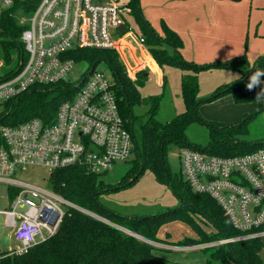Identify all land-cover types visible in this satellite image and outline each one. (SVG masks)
I'll return each mask as SVG.
<instances>
[{"label": "built area", "instance_id": "2783aa9c", "mask_svg": "<svg viewBox=\"0 0 264 264\" xmlns=\"http://www.w3.org/2000/svg\"><path fill=\"white\" fill-rule=\"evenodd\" d=\"M16 1L27 2L32 13L20 19L27 24L20 35L25 58L8 68L0 57V114L8 101L34 84L71 82L67 75L77 64L65 56L71 49H112L132 78L144 70L124 38L136 32L123 0H0V13ZM138 39L145 43L144 37ZM71 83L77 91L60 103L52 122L34 117L0 128V181L15 189L9 207L0 210L1 226L20 243L8 249L10 254L26 253L56 234L68 207L88 212L23 174L35 167L50 174L71 165L104 172L133 152V134L122 116L114 79L90 65L80 81ZM179 157L193 190L213 197L234 228L243 232L207 246L264 236V144L229 156L187 146Z\"/></svg>", "mask_w": 264, "mask_h": 264}, {"label": "trees", "instance_id": "16d2710c", "mask_svg": "<svg viewBox=\"0 0 264 264\" xmlns=\"http://www.w3.org/2000/svg\"><path fill=\"white\" fill-rule=\"evenodd\" d=\"M123 1L130 8L129 21L133 24L136 34L144 37L157 63L187 71L181 83L185 110L170 120H160L156 113L162 94L143 97L140 87L145 82L144 70L140 71L135 79L128 76L118 59V54L112 49L76 48L67 51L65 56L73 58L77 63L87 62L91 67H95L99 61L107 60L110 64L114 78L113 89L122 116L133 134L134 163L124 178L114 186L104 181L101 177L103 172H92L82 165L59 168L48 174L47 182L52 190L110 222L80 209L68 207L56 234L23 254H10L9 251H4L1 253V264H149L154 245L124 229L160 240L158 230L171 218L191 222L200 236L180 240L178 241L180 245L205 244L243 234L234 228L213 197L194 191L183 174H174L171 171L168 152L170 144L173 143L181 148L191 146L210 154L229 156L253 151L264 144V139L250 142L238 138L239 134L245 132L247 121L259 110L246 115L238 122L217 123L206 120L199 112L204 101L225 94H231L236 103L256 102L254 99L256 93L264 88V83L251 91L246 85L253 72L264 69V55L258 56L253 63H250L245 54L226 62L197 63L186 60L180 51L183 40L176 31L162 20L161 34L144 15L139 0ZM26 3L16 1L11 8L0 13V57L4 59L8 68H14L21 58H25L20 35L27 24L20 23V19L32 13ZM234 62L244 63L241 77L235 82L220 85L215 94L206 100L199 99V72L213 67H225ZM261 80L264 81V77H261ZM77 88L68 81L34 84L29 91L6 103L4 112L0 114V128L2 125H16L34 117L42 118L46 123L52 122L60 103L74 94ZM261 101L264 104V100ZM135 106L145 108L136 113ZM195 122L206 123L211 127L212 139L206 146L188 141L186 130ZM146 169L152 170L158 181L172 186L181 201L178 208L147 216L122 215L98 200L99 194L103 191L119 189L134 183ZM8 191L10 199L14 198L15 189L8 187ZM193 213H200L208 218L215 230L207 232L202 229L194 220ZM209 248L213 249L211 257L224 263L233 261L236 264H264L261 256L264 241L259 236L203 247Z\"/></svg>", "mask_w": 264, "mask_h": 264}, {"label": "rangeland", "instance_id": "374dc122", "mask_svg": "<svg viewBox=\"0 0 264 264\" xmlns=\"http://www.w3.org/2000/svg\"><path fill=\"white\" fill-rule=\"evenodd\" d=\"M139 1L141 8L143 9L142 0ZM129 36L132 38L134 33L129 32L124 38H128ZM142 45L145 49L148 48L146 43H143ZM138 55H140V52H138ZM249 61L250 63H253L252 60ZM223 62L225 61L223 60ZM89 67L90 64L87 62H78L77 64H74L72 70L67 75V79L75 83L80 81ZM243 67V62H234L225 67H213L200 71L198 74V98L206 100L215 94L220 85L237 81L238 77L240 78L242 75ZM96 69L103 71L110 80L114 79L112 69L107 60L99 61L96 65ZM125 72L130 76L126 70ZM144 72L147 73L148 76H146V78L144 76L143 79L145 82L140 87V92L143 97L162 94L160 106L156 113V116L160 120H170L175 115L185 110L181 83L183 77L187 74L186 70L172 65L164 64L161 66L158 63L155 64V62H150L145 65ZM138 73L133 79L137 78ZM144 108L145 107L143 106H135V112L139 113L143 111ZM263 108L264 104L262 101L236 103L231 94H225L221 97L204 101L200 105L199 112L206 120L217 123L238 122L246 115L259 110L256 115L247 121L245 132L238 135V138L240 139L256 142L264 139ZM186 134L189 142L200 146H206L212 139L211 127L206 123H192L188 126ZM180 149L181 147L173 143L169 146V166L174 174H183L179 157ZM134 157L135 156L131 154L127 160L117 161L108 170L104 171L101 177L105 182L113 186L118 184L124 178L125 174L132 168ZM23 175L24 178L31 182H35L45 187L50 186L47 183L48 173H46V170L42 167L32 168ZM98 200L103 205L114 209L122 215L147 216L161 214L174 208H178L181 205V201L174 193L172 186L169 183L158 181L154 172L150 169H146L139 178L130 185L119 189H111L101 192L98 196ZM9 203L10 196L8 184L0 181V210L8 208ZM86 210L92 215L110 222L108 219L99 216L95 212L88 209ZM193 217L205 231L212 232L215 230L213 223L204 215L193 213ZM3 218L4 215L0 213V226L3 223ZM118 227L122 228L121 226ZM124 230L154 245L153 256L151 257L149 264H210V262L211 264H236L233 261L224 263L212 258L210 253L213 249H203V247L207 246L206 243H192L181 245V249L176 248L175 245H180L178 244V241L180 240L188 237H200L192 223L181 218H171L160 226L158 230V236L161 237L160 240H154L127 229ZM8 233L9 232L4 230L3 226H1L0 254L4 251H8L10 247L14 248L20 244L15 238L10 237ZM262 238L264 241V236H262ZM261 256L264 260V248L261 251Z\"/></svg>", "mask_w": 264, "mask_h": 264}, {"label": "crops", "instance_id": "0c3cea01", "mask_svg": "<svg viewBox=\"0 0 264 264\" xmlns=\"http://www.w3.org/2000/svg\"><path fill=\"white\" fill-rule=\"evenodd\" d=\"M142 3L144 15L161 34L164 20L180 35L183 40L180 51L186 60L226 62L245 54L254 61L264 55V0H142ZM131 36L125 38L130 53L145 65L157 64L149 49L139 42L138 35Z\"/></svg>", "mask_w": 264, "mask_h": 264}, {"label": "clouds", "instance_id": "9594fccd", "mask_svg": "<svg viewBox=\"0 0 264 264\" xmlns=\"http://www.w3.org/2000/svg\"><path fill=\"white\" fill-rule=\"evenodd\" d=\"M261 77H264V69H257L249 78V82L246 85V88L251 91L257 86H260L264 81L261 80ZM239 79V77H238ZM257 102L264 100V88L261 89L254 98Z\"/></svg>", "mask_w": 264, "mask_h": 264}, {"label": "water", "instance_id": "95a60500", "mask_svg": "<svg viewBox=\"0 0 264 264\" xmlns=\"http://www.w3.org/2000/svg\"><path fill=\"white\" fill-rule=\"evenodd\" d=\"M125 27H126L125 24H122L121 25V30L124 31L125 30Z\"/></svg>", "mask_w": 264, "mask_h": 264}]
</instances>
